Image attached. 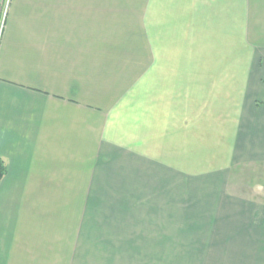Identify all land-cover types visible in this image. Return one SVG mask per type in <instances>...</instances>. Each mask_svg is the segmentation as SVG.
<instances>
[{
  "label": "crops",
  "instance_id": "0c3cea01",
  "mask_svg": "<svg viewBox=\"0 0 264 264\" xmlns=\"http://www.w3.org/2000/svg\"><path fill=\"white\" fill-rule=\"evenodd\" d=\"M0 158V264H264V0H0Z\"/></svg>",
  "mask_w": 264,
  "mask_h": 264
},
{
  "label": "rangeland",
  "instance_id": "374dc122",
  "mask_svg": "<svg viewBox=\"0 0 264 264\" xmlns=\"http://www.w3.org/2000/svg\"><path fill=\"white\" fill-rule=\"evenodd\" d=\"M176 222V221H175ZM154 228L137 227V232L132 228L126 226V239L137 238L134 243L132 240L127 243L109 244L111 252H118L121 256L122 251H125L128 255L129 252H150V251H168L167 254H171V257L162 258H124V259H105L102 260L103 264L110 262V264H204V260H199L197 257L199 236L197 234H191L188 236L182 235V227L174 226V234L171 242H157L150 241L156 239L155 235L152 236L150 231ZM144 232V233H142ZM136 233V234H134ZM121 238V237H120ZM165 238V237H164ZM139 240V241H138ZM171 251V252H169ZM157 254V253H154ZM100 262V260H97Z\"/></svg>",
  "mask_w": 264,
  "mask_h": 264
},
{
  "label": "trees",
  "instance_id": "16d2710c",
  "mask_svg": "<svg viewBox=\"0 0 264 264\" xmlns=\"http://www.w3.org/2000/svg\"><path fill=\"white\" fill-rule=\"evenodd\" d=\"M6 169H5V164L3 162V160L0 158V183L2 181V179L4 178Z\"/></svg>",
  "mask_w": 264,
  "mask_h": 264
}]
</instances>
